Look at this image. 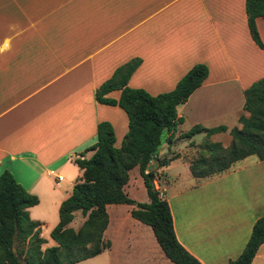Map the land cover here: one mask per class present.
Masks as SVG:
<instances>
[{"label": "crops", "instance_id": "obj_1", "mask_svg": "<svg viewBox=\"0 0 264 264\" xmlns=\"http://www.w3.org/2000/svg\"><path fill=\"white\" fill-rule=\"evenodd\" d=\"M254 24L264 47V19ZM133 58L139 64L126 85L151 95L171 90L193 64L207 68L176 106L181 121L162 133L147 170L162 190L176 240L200 264H226L264 215V157L245 156L205 178L191 176L188 166L202 141L228 146V130L246 115L243 90L264 76V48L250 38L244 0H0V173L37 197L28 216L39 223L41 249L54 245L42 232L57 223L58 205L81 174L74 157L90 156L98 122L109 123L115 147L127 130L123 110L98 103L94 91ZM194 125L226 130L182 136ZM136 184L143 186L133 167L122 189L138 202ZM111 205L119 211L113 219ZM105 210L109 247L74 264H174L150 227L130 216V205ZM249 264H264V242Z\"/></svg>", "mask_w": 264, "mask_h": 264}, {"label": "trees", "instance_id": "obj_2", "mask_svg": "<svg viewBox=\"0 0 264 264\" xmlns=\"http://www.w3.org/2000/svg\"><path fill=\"white\" fill-rule=\"evenodd\" d=\"M244 13L250 38L259 48H264L254 24L256 17L264 19V0H244ZM138 64L139 59L133 58L119 65L94 91L98 103L116 105L123 110L127 130L120 145L115 147L109 123L98 122L96 140L88 147L92 151L90 156L73 159L81 174L69 195L58 205L57 223L48 234L54 245L41 249L44 241L38 235L39 223L28 216V208L37 203V197L22 188L9 172L0 173V264H74L100 253L110 245L103 236L108 222L105 207L119 203L130 205V216L150 227L170 262L200 264L176 240L169 207L157 196L152 186L153 172L147 170V164L160 144L162 133L181 121L176 116V106L201 84L207 68L202 63L193 64L171 90L151 95L141 88L126 85ZM112 90H119L117 99L105 96ZM242 110L246 115L238 116V128L228 130L227 147L207 140L197 145L200 153L189 159L191 176L205 178L218 174L248 155L264 157V76L243 90ZM225 130L223 125L209 128L194 125L182 136L198 132L208 136ZM171 158L157 162L163 165ZM133 167H137L142 179L146 202L134 201L123 192L122 187ZM75 212H79L82 220L73 228L69 223ZM262 242L264 215L255 219L241 251L226 264H249Z\"/></svg>", "mask_w": 264, "mask_h": 264}, {"label": "rangeland", "instance_id": "obj_3", "mask_svg": "<svg viewBox=\"0 0 264 264\" xmlns=\"http://www.w3.org/2000/svg\"><path fill=\"white\" fill-rule=\"evenodd\" d=\"M156 180H157V178H156ZM133 194H134L133 195L134 198L139 200L138 202H145L146 201L145 190H144L142 185L140 187L139 184H136L135 188L133 189ZM186 198L193 200L195 197H194V195L187 194ZM113 207H116V206H112L111 205L108 208V212L110 214L111 219H113L115 214H118V212H119V211H117V208H113ZM73 218L74 219H73V222L71 223V225H72L73 228H76L80 224V222L82 220V217L80 216L79 212H75V215H74ZM42 236H44L49 241L50 238H49L47 233L42 232Z\"/></svg>", "mask_w": 264, "mask_h": 264}, {"label": "built area", "instance_id": "obj_4", "mask_svg": "<svg viewBox=\"0 0 264 264\" xmlns=\"http://www.w3.org/2000/svg\"><path fill=\"white\" fill-rule=\"evenodd\" d=\"M75 157L81 158V156H79V155H76ZM154 157L155 156L153 154L151 156V158L149 159L148 163L152 162V160L154 159ZM55 177H56L57 180H60L61 179V176L60 175H55ZM152 186H153L154 190L157 192V196L162 199V190H161V188L159 186V183L156 180V177H154L153 180H152Z\"/></svg>", "mask_w": 264, "mask_h": 264}]
</instances>
